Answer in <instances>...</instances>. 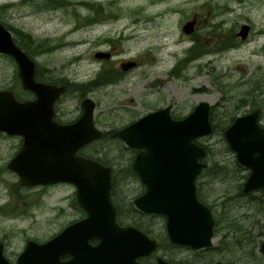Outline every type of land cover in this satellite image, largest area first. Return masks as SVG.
Listing matches in <instances>:
<instances>
[{
    "label": "rangeland",
    "instance_id": "obj_1",
    "mask_svg": "<svg viewBox=\"0 0 264 264\" xmlns=\"http://www.w3.org/2000/svg\"><path fill=\"white\" fill-rule=\"evenodd\" d=\"M193 15L197 18L193 33L196 41L181 30V24ZM219 15L226 19L225 25L230 24L229 20L239 24L249 19L258 31L264 25V0H0V16L35 39V43H28L18 35L23 45L35 48L43 39L51 45L33 58L47 63L53 73L65 72L79 82L88 81L104 60L93 57L98 49L112 50L111 65L122 58L136 60L137 65L115 84L89 92L97 103L94 112L101 128L116 127L165 103H170L176 114H185L199 100L210 103L213 121L245 113L251 104L261 109L260 120L264 123V49L258 46L264 42V35H256L257 39L230 53L206 52L212 42L204 40L210 36L204 31L205 21H216ZM15 68L14 62L0 53V88L15 86ZM252 87L255 88L248 92ZM249 93L250 102L236 105L242 95ZM219 128L196 137L209 148L203 157L207 164L212 159L227 162L234 156L229 147H222ZM104 137L105 141L90 144L91 141L83 150L95 156L114 157L118 160L114 165L128 161L129 152L127 156L119 155L125 144L113 136ZM20 143L18 136L0 132V238L7 240L9 251L18 249L25 238L53 235L81 213L72 204L73 184L23 186L18 176L8 170L5 163ZM96 146L103 150L95 153ZM229 179L228 175L223 183L219 178L202 177L199 190L208 195L205 198L210 203L226 197L224 208L234 216L238 207L232 206L239 203L237 198H229L233 194ZM139 186L129 181L124 190L132 195ZM119 219L125 217L119 215ZM216 237L212 236L211 244ZM255 252L259 253L257 248ZM186 253L181 248L176 252ZM260 255L264 264V256ZM213 257L227 264L224 257Z\"/></svg>",
    "mask_w": 264,
    "mask_h": 264
},
{
    "label": "water",
    "instance_id": "obj_2",
    "mask_svg": "<svg viewBox=\"0 0 264 264\" xmlns=\"http://www.w3.org/2000/svg\"><path fill=\"white\" fill-rule=\"evenodd\" d=\"M191 21L182 24L184 32L189 31ZM247 27L241 24L237 33L243 37ZM0 52L14 58L21 86L36 94L32 100H20L12 90L0 88V131L22 137L7 167L24 185L73 184L76 200L86 212L46 242L34 245L29 241L18 263L122 264L124 259L129 258L131 263L137 254L148 253L159 239L116 221L111 199V166L78 153L85 144L106 135L93 120L95 101L85 97L76 120L55 121L52 106L63 86L36 81L34 59L15 43L11 31L1 22ZM94 55L108 56L109 51L97 50ZM134 64V59L121 61L124 69ZM169 106L141 114L117 128L113 136L138 149L130 166L144 189L132 199L135 208L163 214L169 241L193 248L208 246L212 243L214 219L210 208L197 198L194 181L205 165L200 160L205 148L194 139L210 132L211 105L199 100L180 118L170 116ZM222 134L236 161L248 170L242 191H264V126L259 121V109L235 115ZM93 237L100 240L91 246L88 240ZM1 244L0 264H8ZM33 246L38 248L36 256ZM67 251L73 257L61 262L59 255ZM257 251L264 256V238L259 241ZM157 264L180 263L158 258Z\"/></svg>",
    "mask_w": 264,
    "mask_h": 264
},
{
    "label": "flooded vegetation",
    "instance_id": "obj_3",
    "mask_svg": "<svg viewBox=\"0 0 264 264\" xmlns=\"http://www.w3.org/2000/svg\"><path fill=\"white\" fill-rule=\"evenodd\" d=\"M235 1L239 2L241 0H235ZM189 19L192 20L191 21L192 23L189 26V31L185 32V33L191 39H193V41H196L194 36H193V33H194L196 26H197V18H196V16L193 15V16L187 18L185 21H187ZM225 20H226L225 18H223L219 15V16H217L216 21H213V22H209V21L206 22L205 21L204 31L206 34H210V36H207L204 40H207L209 43L212 42V44L210 46L205 48L206 52L210 51V52L218 53V54H223L225 52L230 53L231 51H236V50L240 49L241 45L246 43L247 41H249V40L252 41V40L257 39L256 35H264V25L261 26L258 31H256L254 28V25L251 23V21L249 19H247L248 21L245 20L239 24H232V22L234 23V21L229 20L228 21V22H230L229 25H225V23H226ZM0 22L11 31L13 39L18 37V35L16 34V31H18L19 33H26L25 31L17 29L15 26L9 25L2 18V16H0ZM182 24H181V26H182ZM241 24H246L248 26L246 29V33L243 37H241L237 33ZM181 30H182V27H181ZM252 34H254V35L251 36ZM14 41H15V39H14ZM15 43L17 44L16 41H15ZM17 45L21 49H23L19 44H17ZM45 45H47L48 46L47 49H49L50 44H45ZM258 46H259L260 50H263L264 49V42H261L260 44H258ZM98 50H104V49H98ZM106 51H109L108 56H98L97 57L93 53L94 58L99 59V60H101V59H104V60H102L101 65L99 67V71L96 73V75L93 76L92 78H90L86 82H79L80 80H76L73 76H69L65 72H63L62 74H59L57 71H55L53 73L52 72L53 69H51L47 63H44V64L40 63V62H38V60H36V58H34V61H35L34 78L36 79V81L63 86L62 91L57 95V97L55 98V100L53 102V106H52L53 107L52 118L55 121H57L59 123H70V122L76 120L82 112V105H81L82 100L85 97H91L89 95V92L95 91L96 89L103 87V86L115 84L116 81H118L119 78L122 77L129 69H131L132 67L137 65L136 64L137 62L135 60V64L133 66L124 69L121 67V61L126 60V59H132V58H122V59H119L116 63H114L113 64L114 66H113V65L109 64V62H110V59L112 58V56L114 55V53L112 52V50H106ZM0 53L6 54L3 52H0ZM7 55H9V54H7ZM11 60L14 62L15 67H16L14 69V74H13V83H16V84H14L15 86H13V88H7V87H3V88L12 90L15 93V96L20 100H28V99L32 100V99H34L36 97L35 92L33 90H30V89H24L21 86L20 78L18 76L17 63L12 56H11ZM210 69H211V67H210ZM106 79H109V80L106 83H103L102 81L106 80ZM251 82H252V80H251ZM77 98H79L78 99L79 101L77 100ZM251 98H252V96H251ZM73 103H75V104H73ZM166 104L170 105L168 108V112H169L171 117L180 118L186 114V113L185 114H182V113L176 114V112L173 110L172 105L170 103H165L163 105L151 108L150 110L160 108ZM96 106H97V103L95 101V108H96ZM253 108H258V107H252L251 109H253ZM258 109H259V121L264 126V123H262L260 120L261 109L260 108H258ZM94 111H95V109H94ZM209 113H210V110H209ZM134 119L135 118L128 120L121 125H117L116 127L101 128L97 124V120L95 118V112L93 114V120H94L95 125L97 127L101 128L103 131H105V133H106L105 136H107V135L113 136V132L117 128H119L125 124L130 123ZM16 136L19 137V139L22 143V137L20 135H16ZM113 137L116 138L117 140H119L120 142H122L121 139H119L115 136H113ZM21 143H20V145H21ZM89 143H87L84 146H82L81 148H79L78 153L82 154V153H80V151L82 150V148H84ZM125 146L127 148L132 149V151H133L132 157L130 160L126 161L123 164H118L117 168H116L117 165H114V162L116 163V161H118V160H115V161L113 160V162L111 164L102 162L103 164L111 166V180H112L111 199H112V202L116 208V221L121 225H127V224L133 225L136 228L143 231L148 237L158 238L159 242L148 253L137 254L133 258L131 263H130L129 258L124 259L122 264H157L158 258H161L164 261L169 262V263L224 264L223 261L216 259L214 257H213L214 258L213 259L212 258L213 255L212 256L209 255L210 249L207 248L209 245L204 246V247L193 248V247H190L187 245L176 244L174 242L169 241L167 236H166V232H165V227H164L165 217L163 214L154 213V212H145V211H142V210L135 208V206L132 203V199L135 196L139 195L143 191L144 186L141 183L139 177L135 173H134V175L131 176L127 170L128 165L131 168V166H130L131 160H132L134 154L136 153V151L138 149L133 148V147H129L127 145H125ZM17 150L18 149H16V151ZM10 158L5 163L6 167H7V163L10 160ZM200 160L205 162V165L203 167H201V169H200V171H201L202 168H204L206 166L207 162L204 161L203 157L200 158ZM120 161H123V160H120ZM8 170L15 173L14 171H12L9 168H8ZM200 171H199V173H200ZM197 175H196V177H197ZM196 177H195V179H196ZM18 180H19V178H18ZM129 181H135L140 185L138 192H136L135 194L128 195V192L124 190L125 184ZM113 182L115 184V189L113 188ZM22 185L23 186H32V185H24V184H22ZM37 185H46V184H37ZM195 190H196V184H195ZM78 210H80L81 213H80L79 217L74 219V220L80 219L86 215L85 210L79 205V203H78ZM117 214H119L120 216H124L125 219H119V216H117ZM128 215L130 217H126ZM74 220H72V221H74ZM72 221H70L69 223H71ZM69 223H67L64 226H62L61 228H59L57 232L62 230ZM155 227L159 228V231H154ZM56 233H54V234H56ZM53 235H51V236H53ZM51 236H49L47 238H36V237L25 238L24 240H22L20 247L16 250H13V251L8 250L7 240L0 238V242L2 243L1 244L2 245V253H3L4 257L7 259L8 264H19L18 263V257L25 250V247L29 241H33L34 245H36L35 243L41 244V243L46 242ZM99 240H100L99 238L93 237V238H90L88 240V243L91 246L96 245L99 242ZM180 248L187 250L188 253H186L185 255L176 254L177 250ZM32 250H33V256H36L38 253V248L33 246ZM72 257H73V254L70 251L62 252L59 255V260L61 262H63V261L70 260Z\"/></svg>",
    "mask_w": 264,
    "mask_h": 264
},
{
    "label": "trees",
    "instance_id": "obj_4",
    "mask_svg": "<svg viewBox=\"0 0 264 264\" xmlns=\"http://www.w3.org/2000/svg\"><path fill=\"white\" fill-rule=\"evenodd\" d=\"M16 34L19 35L20 38H25L28 43H35V39L30 35V33H19L18 31H16ZM14 39L17 44L27 49L26 51V49L22 47L31 57H35L37 53L47 50L45 46L46 43L44 42L46 41L45 39H43V42L41 44H37V47L31 49L23 45L18 40V38ZM50 47L51 45H49V49ZM3 55L11 59L10 55ZM108 80L109 79H106L102 82L106 83ZM7 88H13V86H9ZM252 89H254V87L250 88L248 92H250ZM251 96L252 95H250V93L248 95H242V97L237 100L236 105L240 106L243 105L244 102H250ZM250 107L252 108L253 106L250 104ZM233 118L234 116L231 115L229 118L227 117L221 122H216L212 120L209 113V121L211 125V130L209 133H212L213 130H216L219 126L220 128L218 130H221L220 134L222 136L223 129L233 120ZM105 139V137L98 138L93 140V142L90 144H93L94 142L97 143V141H105ZM222 140L224 142L222 147L225 150H228V145L224 141L223 136ZM112 141H114V138L112 139ZM194 141L199 143L196 138L194 139ZM202 145L205 148L206 155L208 152H210L209 148L205 144ZM101 150H103L101 149V147L96 146V149L94 151H96L95 153H99L101 152ZM119 150L120 156H123L125 154L127 156V153L129 152L130 155L128 160L131 159L133 153L132 149L123 146V149L120 148ZM80 153L89 157H93L103 163L111 164L113 160H116L114 157L104 158L101 156L88 154L83 150V148ZM117 167L118 165L116 166V168ZM127 170L131 176L134 175V172L129 167V165L127 166ZM247 172L248 170L240 163H238L235 157L232 156L230 160H227V162L212 159L209 164H206V166L202 168L195 179L196 195L201 202H203L210 208L214 219L212 236L216 235L217 237L215 243L210 244L207 247L211 250V253H209V255H219L220 257H222V259L224 257L227 264H230V262L233 264H237V261L241 264H263L262 256L259 253H256L255 250L259 241L261 240L260 237L264 235V191H242V182ZM228 175L230 177L229 180L232 181L230 190H233V194L229 198H237L239 203L238 206H232L238 207L237 211L233 212V214H235L234 216L229 215L226 212V208H224V202L227 200L226 197H219L217 201L210 203L205 198L208 195L199 190V188L201 187L200 178H219V182L225 183V179L228 177ZM113 188L115 189L114 182ZM72 204L76 209H78V203L74 196ZM117 216H119V214H117Z\"/></svg>",
    "mask_w": 264,
    "mask_h": 264
}]
</instances>
